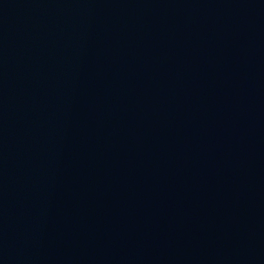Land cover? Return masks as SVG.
Segmentation results:
<instances>
[{
	"label": "water",
	"instance_id": "obj_1",
	"mask_svg": "<svg viewBox=\"0 0 264 264\" xmlns=\"http://www.w3.org/2000/svg\"><path fill=\"white\" fill-rule=\"evenodd\" d=\"M0 264H264V0H0Z\"/></svg>",
	"mask_w": 264,
	"mask_h": 264
}]
</instances>
